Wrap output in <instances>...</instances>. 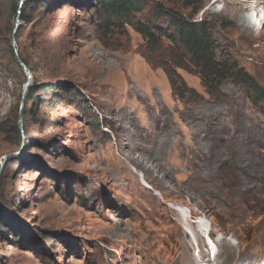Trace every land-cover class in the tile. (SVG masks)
Here are the masks:
<instances>
[{"label":"rangeland","instance_id":"rangeland-1","mask_svg":"<svg viewBox=\"0 0 264 264\" xmlns=\"http://www.w3.org/2000/svg\"><path fill=\"white\" fill-rule=\"evenodd\" d=\"M14 1L2 0L0 27L18 20L25 45L29 26L21 7L13 14ZM202 1L195 22L215 23L217 58L264 89V4ZM149 9L135 19L165 31L169 21L150 20ZM76 12L58 74L30 80L34 105L18 133L12 116L28 77L0 42V168L10 161L0 173V264H188L205 229L225 238L218 263L264 258V111L242 86L225 81L210 96L181 69L193 92L177 100L164 73L141 57L145 43L131 26L114 44L96 32L94 15ZM11 35L4 38L17 50ZM53 82L71 85L92 109L38 90Z\"/></svg>","mask_w":264,"mask_h":264},{"label":"trees","instance_id":"trees-1","mask_svg":"<svg viewBox=\"0 0 264 264\" xmlns=\"http://www.w3.org/2000/svg\"><path fill=\"white\" fill-rule=\"evenodd\" d=\"M1 2L2 0H0V4ZM80 2L25 0L20 6L22 8L20 13L17 14L18 4L16 0L14 1L13 14L20 15L22 13L18 17L26 26H29L27 44L17 43L19 31L22 28L19 26L14 36L17 50L11 49L10 38L6 39L4 35L10 33V29L12 33L14 27L8 25L7 28L0 27V42L7 47L8 55L12 60L15 61L18 58L28 68L33 81L36 80L35 74L38 75L43 70L53 75L60 71L63 61V48L68 39L67 21L72 16L73 11L76 10V13L83 12L82 14L94 15L97 20V23H94L96 32L101 33L105 36L104 38H108L107 40L114 44H118L127 36L126 27L131 26L145 43L141 57L152 70H161L164 73L171 94L177 100L182 102L187 98V94L193 92L187 88L185 82L177 74V70L181 69L197 76L202 87L210 96H217L220 86L225 81L230 80L233 84L242 86L246 90L247 98L251 104L257 110L264 111V89L235 62H223L217 58L218 45L212 38L214 29L211 27L215 26V23H208L205 19L201 20L200 23L195 22V17L205 6L202 0H179V3H173V6L171 3L168 5V2L163 0L160 7L148 0H89ZM147 7L150 8L151 12L150 20L164 17L169 21L165 31L153 30L150 21L141 22L135 19ZM164 7L168 8L164 9ZM174 8L178 9L179 12ZM220 29H223L222 24ZM163 39L167 43H164ZM53 83V86L45 89L39 87L38 90L44 92L59 90L70 105L73 104L77 106V109L84 111L92 109L86 97L75 91L71 85ZM35 87L34 84L30 86L24 97L22 109L24 117L27 114V104L34 105L33 94L35 92L33 90ZM18 112L19 106L12 116V124L15 126L16 133H18ZM99 123L96 121L94 125L99 126ZM6 165L0 168V173L6 169Z\"/></svg>","mask_w":264,"mask_h":264},{"label":"water","instance_id":"water-1","mask_svg":"<svg viewBox=\"0 0 264 264\" xmlns=\"http://www.w3.org/2000/svg\"><path fill=\"white\" fill-rule=\"evenodd\" d=\"M18 27H19V21L17 20L16 24L14 25V28H13V31H12V40L14 41V36L18 30ZM16 53V51H15ZM17 55V53H16ZM18 57V56H17ZM17 63L20 65V67H22V69L25 71L27 77H28V81L24 87V91H23V98L25 96V94L28 92L29 90V86H30V80H31V73L30 71L28 70V68L17 58ZM23 100H22V103H21V106H20V109H19V115H18V123L19 125H21V122H22V117H23V114H22V109H23Z\"/></svg>","mask_w":264,"mask_h":264},{"label":"bare ground","instance_id":"bare-ground-1","mask_svg":"<svg viewBox=\"0 0 264 264\" xmlns=\"http://www.w3.org/2000/svg\"><path fill=\"white\" fill-rule=\"evenodd\" d=\"M236 1V0H235ZM240 1V0H239ZM243 2H245L246 3V8H249V7H251L249 4H250V2H252V3H254L257 7H258V5L259 4H264V0H243ZM240 3H241V1H240ZM218 4V3H217ZM241 5V4H240ZM244 5V4H243ZM235 6L237 7V5L235 4ZM253 6V5H252ZM243 7V6H242ZM257 7H255V9L257 8ZM233 8V7H232ZM255 18H257V15H256V17ZM245 25V22L244 23H242L241 22V26H244ZM258 32H264V26H262V28L260 29V30H258ZM203 222L202 221H199V222H197V225H198V227H202L203 225ZM206 230V229H205ZM224 246H226L227 244L226 243H224L223 244ZM223 246V247H224ZM187 249V248H186ZM231 249V248H230ZM232 251V250H231ZM228 255V254H227ZM223 258V257H222Z\"/></svg>","mask_w":264,"mask_h":264}]
</instances>
